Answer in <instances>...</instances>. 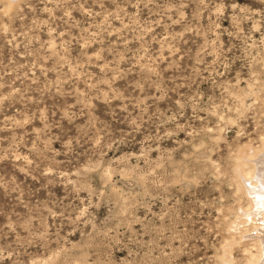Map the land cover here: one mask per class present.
Returning a JSON list of instances; mask_svg holds the SVG:
<instances>
[{"label":"rangeland","instance_id":"1","mask_svg":"<svg viewBox=\"0 0 264 264\" xmlns=\"http://www.w3.org/2000/svg\"><path fill=\"white\" fill-rule=\"evenodd\" d=\"M263 154L264 0H0V264H257Z\"/></svg>","mask_w":264,"mask_h":264},{"label":"bare ground","instance_id":"2","mask_svg":"<svg viewBox=\"0 0 264 264\" xmlns=\"http://www.w3.org/2000/svg\"><path fill=\"white\" fill-rule=\"evenodd\" d=\"M258 167V172L256 174L257 182L245 181V186L248 191L250 199L254 202L256 208V218L264 223V193L260 190V186L264 189V154L255 160ZM254 227L257 231V240L260 245V251L262 252L261 257L258 259L257 264H264V235H261L262 228L259 227V223Z\"/></svg>","mask_w":264,"mask_h":264}]
</instances>
